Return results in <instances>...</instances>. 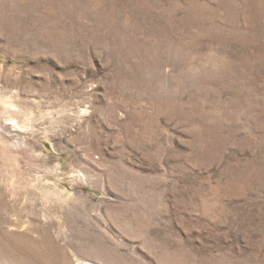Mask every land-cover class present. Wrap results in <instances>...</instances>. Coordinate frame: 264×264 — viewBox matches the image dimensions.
<instances>
[{
    "label": "rangeland",
    "instance_id": "obj_1",
    "mask_svg": "<svg viewBox=\"0 0 264 264\" xmlns=\"http://www.w3.org/2000/svg\"><path fill=\"white\" fill-rule=\"evenodd\" d=\"M0 264H264V0H0Z\"/></svg>",
    "mask_w": 264,
    "mask_h": 264
}]
</instances>
